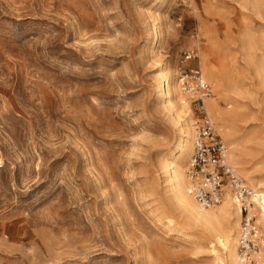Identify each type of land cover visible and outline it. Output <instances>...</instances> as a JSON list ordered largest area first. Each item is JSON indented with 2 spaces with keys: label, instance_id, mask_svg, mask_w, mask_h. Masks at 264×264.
I'll return each instance as SVG.
<instances>
[{
  "label": "rangeland",
  "instance_id": "1",
  "mask_svg": "<svg viewBox=\"0 0 264 264\" xmlns=\"http://www.w3.org/2000/svg\"><path fill=\"white\" fill-rule=\"evenodd\" d=\"M254 3L0 0V264H227L177 202L166 166L181 125L208 114L177 80L198 65L210 96L231 78L241 86L227 92L241 106L230 148L211 120L250 198L243 175L264 184V0ZM166 70L186 107L159 87ZM249 214L256 250L241 259V215L236 251L241 264H264L252 201Z\"/></svg>",
  "mask_w": 264,
  "mask_h": 264
},
{
  "label": "bare ground",
  "instance_id": "2",
  "mask_svg": "<svg viewBox=\"0 0 264 264\" xmlns=\"http://www.w3.org/2000/svg\"><path fill=\"white\" fill-rule=\"evenodd\" d=\"M253 5H256V0ZM200 49L201 48L199 46V51ZM222 61L223 60H220L218 63L221 66L222 74L227 75V70H226L227 64L224 61L223 62ZM162 81L163 82L165 81L163 91L164 93H166L167 97L168 96L170 97V95L172 96V94H174L179 108L181 109L182 107H184L185 104L182 103L183 96L181 91L178 90L177 80H175L172 77V74L169 70H166L161 73L158 84L159 87ZM236 82H237L236 80H233L231 78L230 89L227 88L226 90H224L225 92L223 91L217 92L215 96H210L208 93V95L202 97V99L204 98L209 117L211 118L212 116L219 124H221L222 132H223L222 134L224 139L227 142H229V148L231 147V141L229 138L234 134L233 131L229 130V125L234 123V121L237 118H239L241 115V111H240L241 106L238 105L239 103L237 99L235 98L233 99V97H231V95L227 93V92H233L234 94L237 95L239 94L238 90L241 89L240 88L241 86L235 84ZM216 96L228 98L232 101V104L226 108H223L221 107ZM179 131H180V135L176 142L177 143L176 147L178 152L176 155H174L175 153L173 154V161L175 162L174 163L173 161L169 162V165H171V167L169 168L168 166H166L168 180L171 186L173 187L174 197L176 198L177 202L188 212V214L192 216V218H194L201 225H204L206 228H208L214 235L213 239H215V241L220 243L226 249L227 264H241L240 262L241 260L239 259V256L237 254L238 251H236L237 234L239 232V223L242 215L240 208V201L237 197V194L233 191V189L231 191V188H229L227 185L224 187V191L222 192L219 201L216 202L215 204H212L213 206L210 205L211 207L202 206L194 199V197L189 192V178L187 176V173L185 175L183 172L186 159L187 157H190L192 151L193 138L195 135V129L192 126V121L191 120L185 121L183 125H181ZM231 160H232V151L227 150L226 161L230 163ZM188 164H189V159L187 165ZM235 173L237 172L235 171ZM236 176L240 179V176L238 174H236ZM243 177L247 180L249 185L252 188H254V190L251 191V198L249 196L250 194L248 195V201L253 202V205L255 206L257 211V217H258L257 221L261 224L264 230V190L259 189L262 188V186H264L263 179H260L255 183H253L250 176L243 175ZM244 185L246 186V184ZM244 185L242 184V186ZM249 198L251 201L249 200ZM249 213H250V207H249ZM221 219H225L226 222L230 224L228 226L223 225ZM226 233H229V237H230L228 245H226L225 242L223 241ZM219 263L224 264V261L220 259Z\"/></svg>",
  "mask_w": 264,
  "mask_h": 264
},
{
  "label": "built area",
  "instance_id": "3",
  "mask_svg": "<svg viewBox=\"0 0 264 264\" xmlns=\"http://www.w3.org/2000/svg\"><path fill=\"white\" fill-rule=\"evenodd\" d=\"M197 54L189 51L184 59H195ZM177 80L181 89L190 99L203 104L202 97L208 95L209 84L202 77L199 66L186 67L179 71ZM202 107V106H201ZM201 118L195 125L192 151L186 170L189 178V192L202 206H210L219 201L225 186H230L237 194L242 212V225L239 236V253L243 261L249 260L255 252L256 244L252 237L257 228L253 216L249 214L251 202L247 187L242 186L233 167L226 161L227 146L217 133L214 123L204 108Z\"/></svg>",
  "mask_w": 264,
  "mask_h": 264
}]
</instances>
